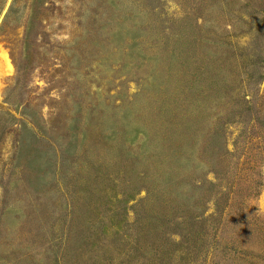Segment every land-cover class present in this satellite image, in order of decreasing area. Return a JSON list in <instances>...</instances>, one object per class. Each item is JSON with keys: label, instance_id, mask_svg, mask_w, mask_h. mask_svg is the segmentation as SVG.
<instances>
[{"label": "rangeland", "instance_id": "obj_1", "mask_svg": "<svg viewBox=\"0 0 264 264\" xmlns=\"http://www.w3.org/2000/svg\"><path fill=\"white\" fill-rule=\"evenodd\" d=\"M0 264H264V0H0Z\"/></svg>", "mask_w": 264, "mask_h": 264}]
</instances>
